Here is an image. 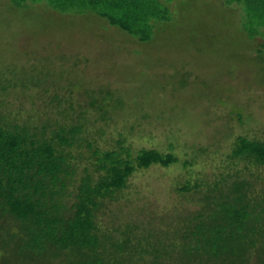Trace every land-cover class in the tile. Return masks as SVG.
I'll list each match as a JSON object with an SVG mask.
<instances>
[{
  "label": "trees",
  "instance_id": "16d2710c",
  "mask_svg": "<svg viewBox=\"0 0 264 264\" xmlns=\"http://www.w3.org/2000/svg\"><path fill=\"white\" fill-rule=\"evenodd\" d=\"M6 1L29 17L46 8L58 16L85 15L92 24L98 20L101 27L115 29L139 44L150 42L161 25L180 22L182 13L178 0ZM224 1L242 6L241 33L249 43L264 40V6L256 9L258 0ZM258 53H264V44ZM41 66L37 75L19 68L14 72L17 78L0 77V264H264L263 139L236 136L230 169L227 166L231 173H221L213 182L201 181L205 187L196 191L198 209L155 216L141 228L140 223L125 219L130 218L129 210L114 211L111 204L128 189L136 172L157 165L170 168L179 158L153 148L133 153L121 139L118 147H102L94 134L86 133V111H76L57 93L51 102L67 104L66 108L50 115L30 114L26 120L13 114L6 105L8 88L19 80L22 87L43 81L49 74L39 72ZM186 72L179 80L181 88L191 76ZM0 74H4L1 67ZM58 75L64 78V72ZM162 75L158 78L165 81L159 88H166L172 80ZM67 79L73 86L78 83ZM202 83L218 89L208 80ZM125 90L116 96L108 92L107 98L115 101L105 107L130 101L139 109L145 106L167 115L189 98L180 94L172 103L167 95L159 106L149 96L141 101L129 87ZM189 95L196 96V91ZM183 190L195 193L190 182Z\"/></svg>",
  "mask_w": 264,
  "mask_h": 264
},
{
  "label": "rangeland",
  "instance_id": "374dc122",
  "mask_svg": "<svg viewBox=\"0 0 264 264\" xmlns=\"http://www.w3.org/2000/svg\"><path fill=\"white\" fill-rule=\"evenodd\" d=\"M223 1L178 0L180 22L161 25L150 42L139 44L115 29L101 27L96 19L98 23L92 24L85 15L58 16L44 7L45 12L29 17L0 0L1 79L15 78L19 68L37 75L41 64L39 72L49 74L36 85L22 87L19 79L20 84L10 85L6 105L13 114L26 120L30 114L50 115L66 108L67 104L51 102L57 93L76 111H86V133L94 134L102 147H118L121 139L133 153L153 148L179 158L170 168L157 165L136 172L128 189L111 204V210H129L130 218L125 219L140 223L141 228L155 216L198 209L196 191L204 189L202 182L231 173L229 154L236 136L264 140V53H258L264 40L249 43L241 33L242 6ZM258 1L256 9L264 6V0ZM61 71L64 78L58 75ZM186 71L191 76L181 88L179 80L188 75ZM161 74L172 80L164 90L159 88L165 81L158 78ZM206 80L208 85L218 84L219 90L206 87L202 83ZM127 87L141 101L149 96L159 106L167 95L172 103L180 94L189 98L167 115L143 105L139 109L130 101L105 107L115 101L107 98L108 92L116 96ZM191 90L196 96L189 95ZM188 182L195 193L180 191Z\"/></svg>",
  "mask_w": 264,
  "mask_h": 264
}]
</instances>
